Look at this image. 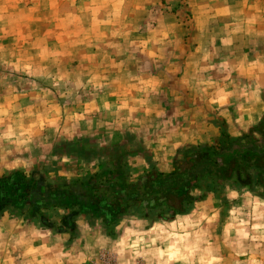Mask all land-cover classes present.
<instances>
[{
	"label": "crops",
	"instance_id": "1",
	"mask_svg": "<svg viewBox=\"0 0 264 264\" xmlns=\"http://www.w3.org/2000/svg\"><path fill=\"white\" fill-rule=\"evenodd\" d=\"M185 1L194 15L191 30L195 37L186 41L181 37L184 28L178 24L154 22L159 17L174 21L164 4L178 0H0V175L27 167L30 144L49 143L52 148L64 141L125 142L130 136L150 150L149 163L154 158L171 160L189 142H206L205 133L214 125L212 110H224L223 115L229 117L235 109L239 121L258 122L264 98L252 91L247 81L251 78H241L250 101L246 98L249 102L233 108V96L242 91L227 88L217 71L220 64H240L253 40L259 39L252 32L264 29V0ZM41 9L58 17V22L42 24L38 37H31L29 16ZM151 15L155 18L147 23ZM130 18L133 22H126ZM12 20L21 23L14 27ZM63 20L69 26L60 23ZM81 32H94V38L78 37ZM133 34L140 39L132 40ZM31 48L34 52L29 58L26 53ZM199 64H208L209 78L199 73L195 67ZM174 66L180 68L176 75ZM195 74L207 83L189 87ZM160 79L166 85L178 79L183 86L163 92L157 85ZM79 92L85 95L79 97ZM160 113L165 115L160 117ZM195 124L194 130L186 132ZM169 135L173 140L166 143ZM32 152L35 155L37 149ZM98 163L103 164L100 159ZM158 167L169 170L167 163ZM2 217L0 255L7 264H84L90 252L86 244L110 245L112 241L102 233V225H95L99 233L93 231L87 218H79L78 226L89 231L73 237ZM179 220L122 232L116 238L123 251L121 264L165 263L171 253L167 245L175 236L166 229Z\"/></svg>",
	"mask_w": 264,
	"mask_h": 264
},
{
	"label": "trees",
	"instance_id": "2",
	"mask_svg": "<svg viewBox=\"0 0 264 264\" xmlns=\"http://www.w3.org/2000/svg\"><path fill=\"white\" fill-rule=\"evenodd\" d=\"M218 126L220 133L213 142L179 147L170 170L156 168L152 160L137 177L128 169V160L143 145L130 136L125 142L103 146L90 141L61 142L53 149L56 156L74 158L84 169L97 159L104 163L89 175L59 181L38 169L31 173L8 170L0 176V215L5 211L18 214L56 233L76 237L79 218H87L90 225L102 219L111 228L135 208L152 220H172L226 186L264 198V113L239 135H232L225 122Z\"/></svg>",
	"mask_w": 264,
	"mask_h": 264
},
{
	"label": "rangeland",
	"instance_id": "3",
	"mask_svg": "<svg viewBox=\"0 0 264 264\" xmlns=\"http://www.w3.org/2000/svg\"><path fill=\"white\" fill-rule=\"evenodd\" d=\"M164 5H166V10L168 12L167 14L172 16L174 21L169 22V19L167 18L166 22L165 17H159L157 20H154V22L158 24H163V22L166 24H178V26L184 28L185 33L181 34V37L184 39V41L195 39L191 30L194 15L193 12L188 9L189 4L187 1L178 0V2L175 4L168 2ZM49 14V11L41 9L36 11L35 15L29 16L28 22L31 29V37H38V32L42 29V24H54L58 22V17H54ZM151 18L154 19L155 17L152 15L147 16L145 21L148 20L147 23L151 22ZM126 22L131 23L133 20L132 18H130V20L126 19ZM4 23L5 18H2V24ZM10 23L15 27V25H19L21 21L12 20ZM60 23L69 26V22H66L65 20L60 21ZM94 34V32H91L90 34L81 32L78 33V37L91 38L93 36L94 38ZM175 34V38L180 39V37L177 36V33ZM252 34L257 35L259 39L253 40L252 48L248 49L246 55L240 61V64H232L228 66L225 64H220V67L217 71V75H219V78L224 79L223 83H226V87L228 86L227 88L232 87V90L238 91V93H240L239 91H242L240 94L233 96V100H235L232 105L233 108H237V106L241 104L242 101L245 100L246 102V100L249 99L250 93L242 88L244 81L241 78L244 75L251 78L247 81H251L249 86L253 87L252 91H254L256 94L258 92V95L260 94V96L264 98V29L252 32ZM247 35L250 36V39L253 38L251 33H247ZM139 39L140 38H138L137 34H135L132 38V40ZM251 41L252 40H250V42ZM35 46L36 45H34V47ZM132 48L133 47L130 46L129 50H132ZM32 52H34V49H29L26 53V56L31 58ZM248 59L251 60V62L248 61ZM195 67H197L199 73L208 75V64H199L195 65ZM57 69H59V71L61 70L62 72L65 71L64 67L62 66H57ZM177 69L180 68L176 66L173 67L174 75L178 73ZM197 75L195 74L192 76L193 81H191L189 87L192 88L194 86H199V83L203 86V83H207L208 80L202 81L200 78L197 79ZM83 82V85L81 84L82 88L86 86L88 81L85 80ZM182 84L183 82L178 79H172L169 81V85L164 84L161 79L157 81L158 87H161L160 89H162L163 92L167 91L169 93L173 91H179L183 86ZM222 88H225V86H221V89ZM65 89V86H63L62 91ZM204 91H206V88H204ZM84 95L85 92L82 94L79 92L78 94L79 97H83ZM223 111L224 110L220 111L219 109H215V112L214 110L210 112V115L215 116V118L213 119L214 127H210V132L205 133L207 135V142H213L217 137L216 134L220 133L218 126L220 122H225L228 131L232 135H239L241 132L247 130L259 122L258 120V122L252 124L243 123L239 121L240 116L238 117L235 109L231 110L233 113H231L229 117L224 116ZM164 115L165 113L159 114L160 117ZM195 127L196 124L192 127H188L186 132L189 130H194ZM167 138L168 139L166 143H169L173 140L172 135H169ZM113 141L115 142V140ZM90 142L96 143L98 146L106 145V143H101L100 141L97 142L96 140L91 139ZM60 144L56 145L59 146ZM188 144L192 143L189 142ZM30 146L31 148H29L28 153L30 154L31 160L27 161V167L24 169L29 173H31L33 169H38V172L43 173L44 175H47L56 181L71 178L74 177V175L77 177L89 175L94 172L99 167V165H102L101 163H98L99 160L97 159L91 163H88V168L84 169V166H80L81 163L77 162L74 158L65 159L54 155L52 148H54L55 145H52L54 146L52 148L49 143L37 145L30 144ZM107 147H110V145ZM143 147H145L144 144ZM143 147L141 146L143 150L140 151L139 154L130 157L128 160V169H131L134 177L142 175L145 172V168L148 164L147 158L145 156L150 154V150ZM34 148L37 149V153L35 155L32 152ZM106 152L109 153L108 151ZM174 157L175 155L171 160L163 159L164 161L162 159L154 158L157 163L156 168L167 171V169L158 167L160 163H167L170 170ZM102 163H104V160H102ZM45 167L47 169H45ZM43 168L44 172H41L40 169ZM2 216H7L10 221L16 222L19 220L26 224L28 223L30 225H35V223L25 220L18 214H10V212L7 211L2 212L0 215V221L2 220L1 218H3ZM181 217L182 219L179 220ZM177 219L180 221L178 224H173L170 227L168 226L166 229V231L175 236L173 237L171 243H168L167 245V248L171 251V253H168L167 255V261L160 264H173V262L174 264H264V198H261L250 191L237 190L231 186H226L221 190L209 193L204 200L195 203L189 213L178 215L172 220H152L150 217L145 216V212L143 213V211L136 210L135 208L125 212L118 223L114 226H111V228L106 226L102 219H97V222L95 221L94 225L89 224V227L94 229L95 225H102V233H105L106 237L108 239H112V241L110 245L109 242L108 245L107 243L105 245L103 243H99L98 241L95 244H89L90 246L86 244L85 247L87 246L90 252L89 258L85 257V259H83L84 261L88 259V261L84 264H121L123 251H120L118 240H116V238L120 237L122 232H124L126 229H130L131 232L144 231L149 227V223L174 222ZM79 221H81V219L77 220V222ZM77 227L79 229L78 231L80 232L79 234L77 233V236L79 237L81 234H83V232L89 231V228L84 227L82 229V227ZM93 231L99 233L100 229L95 228ZM157 231H164V228H158ZM179 233H184L185 237L178 238L176 234ZM132 244L137 243L134 242ZM135 247L137 246L135 245ZM159 259L162 260L163 258ZM0 264H7V260L1 255Z\"/></svg>",
	"mask_w": 264,
	"mask_h": 264
}]
</instances>
